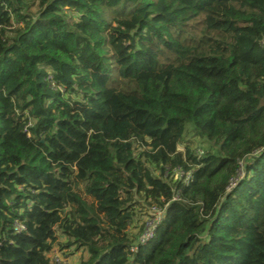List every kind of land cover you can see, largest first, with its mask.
<instances>
[{"label": "trees", "instance_id": "16d2710c", "mask_svg": "<svg viewBox=\"0 0 264 264\" xmlns=\"http://www.w3.org/2000/svg\"><path fill=\"white\" fill-rule=\"evenodd\" d=\"M263 40L264 0H0V264H264Z\"/></svg>", "mask_w": 264, "mask_h": 264}, {"label": "built area", "instance_id": "2783aa9c", "mask_svg": "<svg viewBox=\"0 0 264 264\" xmlns=\"http://www.w3.org/2000/svg\"><path fill=\"white\" fill-rule=\"evenodd\" d=\"M262 43L264 44V40L262 41ZM202 153L203 151L199 149V155H201ZM175 171H177V173H179L180 175H183V171L181 168L178 167L177 169H175ZM190 178H192L191 171L186 174V180ZM150 209L151 211L145 219L144 229L139 239L142 243H145L154 236L156 228L164 215L165 206L154 205ZM15 225L18 229L24 228V226L19 222H16ZM134 248L136 247H133V249ZM52 249L48 254V257L50 259L49 264H70L67 258L61 257L58 254L53 255Z\"/></svg>", "mask_w": 264, "mask_h": 264}, {"label": "rangeland", "instance_id": "374dc122", "mask_svg": "<svg viewBox=\"0 0 264 264\" xmlns=\"http://www.w3.org/2000/svg\"><path fill=\"white\" fill-rule=\"evenodd\" d=\"M243 176V171L242 169L239 172V177ZM168 177V176H167ZM151 209H149L150 213ZM147 216L145 217V219ZM137 230V229H135ZM67 237L64 235L59 236V242L55 243L53 249H52V254H58L61 257L67 258L70 264H81L83 260H85L88 256L87 251L84 248H80L79 250L76 248L75 245L72 246H62V244L67 243ZM61 243V245L59 244Z\"/></svg>", "mask_w": 264, "mask_h": 264}]
</instances>
